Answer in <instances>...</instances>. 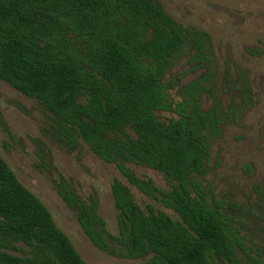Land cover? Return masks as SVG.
Wrapping results in <instances>:
<instances>
[{
    "label": "trees",
    "instance_id": "obj_1",
    "mask_svg": "<svg viewBox=\"0 0 264 264\" xmlns=\"http://www.w3.org/2000/svg\"><path fill=\"white\" fill-rule=\"evenodd\" d=\"M212 49L208 33L176 21L160 0H0V79L38 103L68 149L86 145L124 178L112 184L120 237L109 234L97 201L64 181L57 188L101 250L109 236L145 264H264V247L204 185L231 116L203 109L209 73L183 85L180 101L172 95L174 59L207 68ZM131 164L160 172L169 188ZM131 187L163 209L143 207ZM17 244L26 256L8 252L21 251ZM0 264H87L1 155Z\"/></svg>",
    "mask_w": 264,
    "mask_h": 264
},
{
    "label": "rangeland",
    "instance_id": "obj_2",
    "mask_svg": "<svg viewBox=\"0 0 264 264\" xmlns=\"http://www.w3.org/2000/svg\"><path fill=\"white\" fill-rule=\"evenodd\" d=\"M160 1L176 21L211 36L213 49L207 68L200 63L195 68L187 58L174 59L168 78L178 84L172 95L180 101L178 90L183 85L209 73L210 79L202 83L203 109L221 107L231 116L212 146L204 185L225 201L228 213L240 221L243 235L264 247V0ZM173 116L160 113L162 119ZM49 122L35 100L0 79V155L20 182L46 205L87 264H145V260L129 258L125 248L109 236V249L104 251L86 235L77 210L59 195L58 185L64 181L84 200L97 201L109 234L120 237L112 184L116 178H124L115 165L101 160L86 145L68 149L54 136ZM131 167L160 189L169 188L160 172L136 164ZM131 188L143 207L154 203L163 209ZM17 247L21 251L8 252L28 254L27 246Z\"/></svg>",
    "mask_w": 264,
    "mask_h": 264
}]
</instances>
